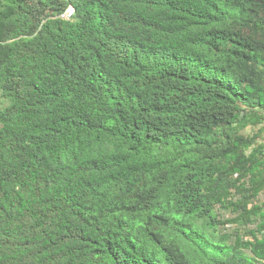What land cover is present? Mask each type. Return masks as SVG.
<instances>
[{
	"label": "trees",
	"instance_id": "obj_1",
	"mask_svg": "<svg viewBox=\"0 0 264 264\" xmlns=\"http://www.w3.org/2000/svg\"><path fill=\"white\" fill-rule=\"evenodd\" d=\"M263 124L264 0H0V264H264Z\"/></svg>",
	"mask_w": 264,
	"mask_h": 264
},
{
	"label": "built area",
	"instance_id": "obj_2",
	"mask_svg": "<svg viewBox=\"0 0 264 264\" xmlns=\"http://www.w3.org/2000/svg\"><path fill=\"white\" fill-rule=\"evenodd\" d=\"M73 15V9L69 8L62 16L61 19L69 20Z\"/></svg>",
	"mask_w": 264,
	"mask_h": 264
},
{
	"label": "rangeland",
	"instance_id": "obj_3",
	"mask_svg": "<svg viewBox=\"0 0 264 264\" xmlns=\"http://www.w3.org/2000/svg\"><path fill=\"white\" fill-rule=\"evenodd\" d=\"M263 126H264V124H263ZM248 133L249 134H254V133H256V129L255 128H248ZM260 200L262 201V202H264V192L261 194V196H260ZM260 201V202H261ZM232 227V226H231ZM227 229H230V226H228V228Z\"/></svg>",
	"mask_w": 264,
	"mask_h": 264
},
{
	"label": "clouds",
	"instance_id": "obj_4",
	"mask_svg": "<svg viewBox=\"0 0 264 264\" xmlns=\"http://www.w3.org/2000/svg\"><path fill=\"white\" fill-rule=\"evenodd\" d=\"M70 8H71V7H70ZM68 9H69V8H68ZM71 9H73V8H71ZM67 11H68V10H67ZM73 15H74V10H73ZM73 15H72V16H73ZM61 16H62V15H61ZM60 18H61V17H60ZM71 18H72V17H71ZM71 18H70V19H71ZM63 20H64V19H63Z\"/></svg>",
	"mask_w": 264,
	"mask_h": 264
}]
</instances>
